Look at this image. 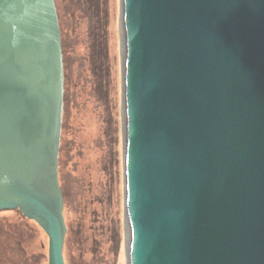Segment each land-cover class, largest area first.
I'll list each match as a JSON object with an SVG mask.
<instances>
[{"label":"water","instance_id":"obj_1","mask_svg":"<svg viewBox=\"0 0 264 264\" xmlns=\"http://www.w3.org/2000/svg\"><path fill=\"white\" fill-rule=\"evenodd\" d=\"M129 264H264V0H122ZM54 0H0V211L65 264Z\"/></svg>","mask_w":264,"mask_h":264},{"label":"rangeland","instance_id":"obj_2","mask_svg":"<svg viewBox=\"0 0 264 264\" xmlns=\"http://www.w3.org/2000/svg\"><path fill=\"white\" fill-rule=\"evenodd\" d=\"M54 2L66 98L59 152L65 262L129 264L122 0ZM49 253V236L35 220L20 210L0 211V264H49Z\"/></svg>","mask_w":264,"mask_h":264},{"label":"trees","instance_id":"obj_3","mask_svg":"<svg viewBox=\"0 0 264 264\" xmlns=\"http://www.w3.org/2000/svg\"><path fill=\"white\" fill-rule=\"evenodd\" d=\"M65 100H66V98H65ZM63 192H64V191H63ZM21 218H23V219L27 222V219H26V218H24V217H22V216H21ZM12 231H14V232H12V233L16 234L15 230H12Z\"/></svg>","mask_w":264,"mask_h":264},{"label":"bare ground","instance_id":"obj_4","mask_svg":"<svg viewBox=\"0 0 264 264\" xmlns=\"http://www.w3.org/2000/svg\"><path fill=\"white\" fill-rule=\"evenodd\" d=\"M123 31H124V28H123ZM123 36L125 37V32L123 33ZM124 43H125V41H124Z\"/></svg>","mask_w":264,"mask_h":264}]
</instances>
